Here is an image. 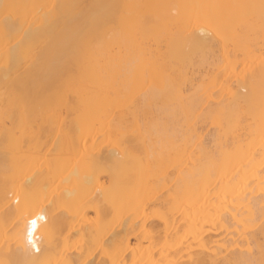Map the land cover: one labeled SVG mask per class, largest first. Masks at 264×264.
<instances>
[{
  "label": "bare ground",
  "instance_id": "obj_1",
  "mask_svg": "<svg viewBox=\"0 0 264 264\" xmlns=\"http://www.w3.org/2000/svg\"><path fill=\"white\" fill-rule=\"evenodd\" d=\"M0 264H264V0H0Z\"/></svg>",
  "mask_w": 264,
  "mask_h": 264
},
{
  "label": "rangeland",
  "instance_id": "obj_2",
  "mask_svg": "<svg viewBox=\"0 0 264 264\" xmlns=\"http://www.w3.org/2000/svg\"><path fill=\"white\" fill-rule=\"evenodd\" d=\"M161 193H162V191H161Z\"/></svg>",
  "mask_w": 264,
  "mask_h": 264
}]
</instances>
